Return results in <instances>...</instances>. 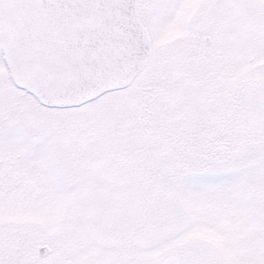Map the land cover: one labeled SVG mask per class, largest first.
Masks as SVG:
<instances>
[{
    "label": "snow or ice",
    "instance_id": "6c2138e0",
    "mask_svg": "<svg viewBox=\"0 0 264 264\" xmlns=\"http://www.w3.org/2000/svg\"><path fill=\"white\" fill-rule=\"evenodd\" d=\"M0 264H264V0H0Z\"/></svg>",
    "mask_w": 264,
    "mask_h": 264
}]
</instances>
